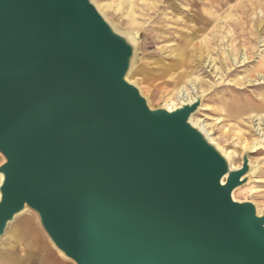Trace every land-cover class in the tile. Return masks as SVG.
<instances>
[{"label": "water", "instance_id": "obj_1", "mask_svg": "<svg viewBox=\"0 0 264 264\" xmlns=\"http://www.w3.org/2000/svg\"><path fill=\"white\" fill-rule=\"evenodd\" d=\"M94 0H0V241L25 212L75 264H264V213L194 125L152 107Z\"/></svg>", "mask_w": 264, "mask_h": 264}, {"label": "rangeland", "instance_id": "obj_2", "mask_svg": "<svg viewBox=\"0 0 264 264\" xmlns=\"http://www.w3.org/2000/svg\"><path fill=\"white\" fill-rule=\"evenodd\" d=\"M97 1L119 29L141 28L137 68L131 79L152 107L167 103L178 106L195 93L203 94L194 121L204 125L214 142L234 156L240 167L243 151L260 141L258 127L264 131V124L251 118L264 114V109L253 114L239 109L248 102L264 103V0ZM182 88L185 93L179 92ZM262 142L250 155L255 168L251 178L233 193L237 200L255 203L261 214ZM3 243L0 248L6 245Z\"/></svg>", "mask_w": 264, "mask_h": 264}, {"label": "crops", "instance_id": "obj_3", "mask_svg": "<svg viewBox=\"0 0 264 264\" xmlns=\"http://www.w3.org/2000/svg\"><path fill=\"white\" fill-rule=\"evenodd\" d=\"M5 242L0 248V264H72L43 236L35 216L29 213L16 219Z\"/></svg>", "mask_w": 264, "mask_h": 264}, {"label": "bare ground", "instance_id": "obj_4", "mask_svg": "<svg viewBox=\"0 0 264 264\" xmlns=\"http://www.w3.org/2000/svg\"><path fill=\"white\" fill-rule=\"evenodd\" d=\"M94 1H96L95 3H96V5L98 6V8H99L101 11H103V10L101 9V7L99 6L98 1H97V0H94ZM118 9H119V8H118ZM111 22H112V24H113L116 28H118V24H117L115 21L111 20ZM140 29H141V28H128V27H127V29L124 30V31H127V33H128V35H129V37L131 38V40H132L133 42H136V40H137V38H138V36H139V31H140ZM244 60H245V58H244ZM263 63H264V61H263ZM263 66H264V65H263ZM136 68H137V64H136V62H135V63L132 65V67H131V69H130V71H129V73H128V78H129L131 81H133V80L131 79V76H132V74L134 73V71L136 70ZM262 78H263V80H264V74L262 75ZM255 81H256V80H255ZM194 88L197 89V87H194ZM179 92H181V93H185V88H182ZM199 93H200V92L195 93L194 96H193L192 98H185L183 102H188V101L191 102V101H194V100L196 99L197 95H199ZM253 96H254V95H253ZM252 98H253V97H252ZM252 98H250L249 100L252 101ZM249 100H247V101H249ZM166 107L169 108V109H173V108L176 107V106H174V105H169V104L167 103V104H166ZM239 109H242V110L244 109L245 112H249V114H250V113L253 114L254 111H256V112H258V110L262 111V109H264V103H263V104H258V103L255 104V103L248 102V103H245L244 106H243V105H240V106H239ZM251 118H253V119L256 118V120L259 121V124H264V114L257 113V114H255L254 116L252 115ZM192 122L194 123V125L198 126L200 129H203V130L206 132V134L208 135V138H209L211 141H214V139L210 136L209 131L206 129V127H205L204 125H201L200 123L194 121L193 117H192ZM257 127H258V126H257ZM263 128H264V127H263ZM258 129H259L258 132H259V134H260V141L257 142V143H255L254 146L262 145V143H263L262 141L264 140V131H262L261 128H259V127H258ZM222 150H223L224 155H225V156L228 158V160L230 161L232 167L237 168L236 160H235L234 156H232L231 154H229V153L227 152V150H225V149H222ZM254 170H255V168L252 166V169L250 170V173H253ZM1 178H2V176L0 175V179H1ZM15 222H16V220L10 224L8 230L6 231V234L3 236V238H2L1 241H0V245L5 241L6 236L9 234V231H10L11 227L15 224Z\"/></svg>", "mask_w": 264, "mask_h": 264}]
</instances>
